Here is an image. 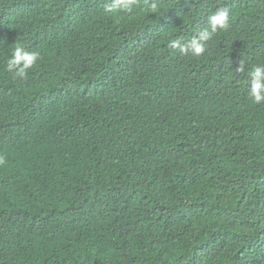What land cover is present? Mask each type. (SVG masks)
Instances as JSON below:
<instances>
[{
  "label": "trees",
  "instance_id": "trees-1",
  "mask_svg": "<svg viewBox=\"0 0 264 264\" xmlns=\"http://www.w3.org/2000/svg\"><path fill=\"white\" fill-rule=\"evenodd\" d=\"M108 2L0 0V264H264V0ZM221 6L203 55L168 47Z\"/></svg>",
  "mask_w": 264,
  "mask_h": 264
},
{
  "label": "clouds",
  "instance_id": "clouds-1",
  "mask_svg": "<svg viewBox=\"0 0 264 264\" xmlns=\"http://www.w3.org/2000/svg\"><path fill=\"white\" fill-rule=\"evenodd\" d=\"M138 0H109L106 3L104 11L106 13H131L137 5ZM145 12L156 13L159 11L157 0H144ZM230 9L227 6H221L208 16L207 26L203 28L197 35H193L191 39L184 38L170 39L168 47L178 49L182 55L191 53L195 57H200L205 53L207 42L211 40L220 30H226L230 22ZM118 23L123 16L116 15ZM41 53L38 50H29L24 45H17L9 58L7 59L6 70L14 77L26 79L33 73L34 67ZM238 72L244 71V63L240 62L236 69ZM6 79V78H5ZM8 84V80L6 79ZM247 94L253 103L259 104L264 102V62L254 63L247 73V79L244 81ZM0 96H2L0 94ZM7 163L6 154L0 152V166Z\"/></svg>",
  "mask_w": 264,
  "mask_h": 264
}]
</instances>
